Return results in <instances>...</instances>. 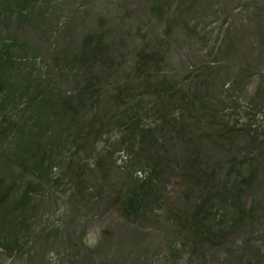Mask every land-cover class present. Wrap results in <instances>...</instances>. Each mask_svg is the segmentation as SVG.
<instances>
[{
	"label": "rangeland",
	"instance_id": "rangeland-1",
	"mask_svg": "<svg viewBox=\"0 0 264 264\" xmlns=\"http://www.w3.org/2000/svg\"><path fill=\"white\" fill-rule=\"evenodd\" d=\"M0 264H264V0H0Z\"/></svg>",
	"mask_w": 264,
	"mask_h": 264
}]
</instances>
